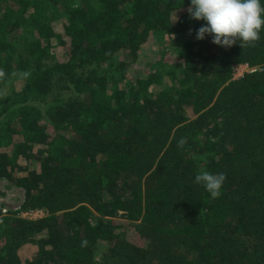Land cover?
Returning a JSON list of instances; mask_svg holds the SVG:
<instances>
[{"label": "trees", "instance_id": "16d2710c", "mask_svg": "<svg viewBox=\"0 0 264 264\" xmlns=\"http://www.w3.org/2000/svg\"><path fill=\"white\" fill-rule=\"evenodd\" d=\"M188 6L0 0V179L45 212L0 216V264H264V27L221 47Z\"/></svg>", "mask_w": 264, "mask_h": 264}, {"label": "clouds", "instance_id": "9594fccd", "mask_svg": "<svg viewBox=\"0 0 264 264\" xmlns=\"http://www.w3.org/2000/svg\"><path fill=\"white\" fill-rule=\"evenodd\" d=\"M188 5L190 18L204 22L195 31L197 40L209 36L212 43L221 47H231L234 43L242 47L260 38L264 0H188ZM178 143L183 144V139ZM224 180V173L202 169L194 175L193 182L214 199L220 195Z\"/></svg>", "mask_w": 264, "mask_h": 264}, {"label": "rangeland", "instance_id": "374dc122", "mask_svg": "<svg viewBox=\"0 0 264 264\" xmlns=\"http://www.w3.org/2000/svg\"><path fill=\"white\" fill-rule=\"evenodd\" d=\"M166 45V46H164ZM164 46V47H163ZM169 44L167 42H159L156 43V48L158 51H163L165 47H168ZM9 92V88L8 86H2L0 88V95L2 97V99L5 98V96H7ZM23 201V191L8 184L6 181L0 179V216H7L9 214H12V209L18 207L21 205ZM5 208L7 210V214L4 215L1 210ZM34 248L30 247V248H26L25 250H23V252L21 253V256H25V257H29L31 256L34 252L33 250Z\"/></svg>", "mask_w": 264, "mask_h": 264}, {"label": "built area", "instance_id": "2783aa9c", "mask_svg": "<svg viewBox=\"0 0 264 264\" xmlns=\"http://www.w3.org/2000/svg\"><path fill=\"white\" fill-rule=\"evenodd\" d=\"M254 69L249 68L247 65H236L232 68V79L236 80L241 78L245 73H251ZM1 212L6 215L8 212L5 208L1 210ZM12 214H14L18 218L26 219V220H35L43 217L45 212L40 209L34 210H20L19 206L12 209Z\"/></svg>", "mask_w": 264, "mask_h": 264}]
</instances>
